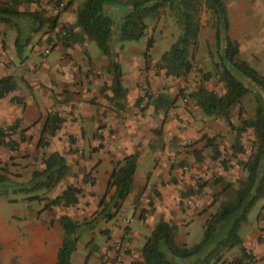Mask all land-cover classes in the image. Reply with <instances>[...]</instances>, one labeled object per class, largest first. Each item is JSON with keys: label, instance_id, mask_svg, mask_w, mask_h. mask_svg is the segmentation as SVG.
Wrapping results in <instances>:
<instances>
[{"label": "crops", "instance_id": "crops-1", "mask_svg": "<svg viewBox=\"0 0 264 264\" xmlns=\"http://www.w3.org/2000/svg\"><path fill=\"white\" fill-rule=\"evenodd\" d=\"M222 1L227 11L228 36L238 45V58L264 77V0ZM72 9L60 15V22L74 24L75 5ZM16 20L0 22V79L11 77L15 83V89L0 98V129L17 122L8 136L17 147L13 151L1 147L0 162L10 160L20 178L18 183L24 185L30 181L32 172L43 168V155L54 152L61 155L68 174L46 197L53 199L71 185L83 190L74 208L64 215L78 222L92 213L76 211L84 203L82 196L92 206L95 204L98 211V201L108 200L113 192L110 189L104 195L112 168L124 157L136 155L130 192L116 211L118 226L100 219V227L94 230L97 248L88 264H98L99 255L106 256L108 264L113 252L108 246L113 249L116 242L128 250L125 256L117 253L116 264H144L141 248L160 222L176 227V245L197 244L202 237L203 223L221 200L217 196L221 187L237 179L231 169L224 170L219 165L218 157H211L213 152L205 146L206 139H213L211 144L217 153L228 151L234 132L223 120L202 116L190 102L184 108L175 103L176 108L166 114L154 112L151 105L137 114L135 100L140 98L144 88L157 90L160 80L140 71L143 63L140 52L129 46L130 43L112 52L119 64L120 84L125 91L124 98L117 101L109 90L108 58L97 47L93 48V42L78 33L77 28L73 27L72 33H78L79 39L72 38L63 45L61 32L59 40L54 36V44L47 47L50 33H32L27 19V31H22ZM16 29L27 39L21 49V59L16 56L14 47ZM57 33L56 30L54 35ZM211 40L213 43V34ZM141 115H145L144 119ZM50 116L57 117L60 123L53 134H42ZM230 122L238 126L231 116ZM242 135L253 140L251 129ZM40 139L44 147L38 146ZM245 143L244 138L240 142L242 149H246ZM182 166L188 168V173L180 171ZM234 169L240 174L237 166ZM85 176L92 185L81 183ZM199 180L200 188L196 191L195 183ZM154 191V196L149 198ZM16 205L27 211L30 207L25 202ZM142 209H147L144 218H131ZM250 211L251 219L248 218ZM250 211L238 229V236L242 247L256 260L264 262V198ZM127 217L132 221L122 234L119 220ZM106 229L111 232L112 240L104 242L101 236ZM79 245L78 240L75 250Z\"/></svg>", "mask_w": 264, "mask_h": 264}, {"label": "trees", "instance_id": "trees-1", "mask_svg": "<svg viewBox=\"0 0 264 264\" xmlns=\"http://www.w3.org/2000/svg\"><path fill=\"white\" fill-rule=\"evenodd\" d=\"M13 4L16 0H10ZM202 1V8L208 13L213 34V47L218 63L215 72L218 80L223 84V93L217 95L202 87L194 89L185 97L192 103L204 117H214L223 120L226 126L234 132L231 145L232 155L242 153L240 138L247 129L252 130L253 140L250 142L248 158L238 165L243 174V180L233 184H223L218 197H221L217 208L203 223L201 240L191 247L178 246L174 241L176 227L171 223H157L141 248V258L144 264H264L256 260L242 247L238 236V229L246 221V216L253 205L264 198V77L238 58V45L228 36V18L225 4L222 0H83L76 8L73 27L87 40L92 41L100 53L108 58V73L111 86L109 87L113 99L120 101L125 96L122 89L121 70L115 61L110 42L115 35L116 41L134 43L144 38L145 20L158 15L161 8L177 13V22L180 34L159 59L161 68L167 78L179 80L185 78L192 70L191 55L195 51L199 33L198 8ZM120 8L121 17L118 24L112 16L107 14L109 8ZM24 18L29 21L32 33L40 32L47 27L46 33L53 32L57 26V15L43 17L38 11L18 12L13 7H0V22L9 23L10 20ZM14 47L16 56L21 59V49L27 42L21 31L15 30ZM72 38L79 39L71 29L62 35L63 45ZM121 48V46H120ZM151 48V39L145 44V51ZM15 89L11 77L0 79V98ZM147 90V89H146ZM252 93L254 111L250 118L240 121L238 126L230 122V111L242 101L244 96ZM141 99L135 100L138 105ZM187 100H183L187 102ZM175 98L157 94L152 97L150 105L154 112L161 111L166 114L174 108ZM60 120L55 116L46 119L41 130L43 134H53ZM17 122L4 129H0V148L15 150L17 144L8 136L16 128ZM159 135V132H156ZM21 140V136H20ZM213 139H206V147H210L215 155L216 149L211 144ZM39 147L45 144L38 142ZM136 155L124 157L112 168L107 181L104 195L113 190L106 202V207L117 211L131 189L132 175L134 173ZM42 169L31 173L30 181L24 185H10L0 176V196L7 194V187L11 193L50 192L68 174V167L64 158L58 153L43 155ZM82 184H93L82 178ZM203 186V185H202ZM235 186V187H234ZM200 186L196 185V191ZM81 191L78 188L67 186L61 193L50 199L42 208L49 209L55 206L70 207L77 203ZM227 193H230L227 197ZM215 196L214 198H216ZM26 201L41 200L37 195L25 198ZM114 211V213H115ZM143 213V211H142ZM62 237L56 250L52 264H71L76 244L81 233L86 229V223L76 222L67 216H60L56 220ZM96 251V249L94 248ZM235 250L234 255H226ZM87 254L85 261L87 260ZM12 264H15L12 261ZM85 264V263H84Z\"/></svg>", "mask_w": 264, "mask_h": 264}, {"label": "rangeland", "instance_id": "rangeland-1", "mask_svg": "<svg viewBox=\"0 0 264 264\" xmlns=\"http://www.w3.org/2000/svg\"><path fill=\"white\" fill-rule=\"evenodd\" d=\"M82 1L83 0H16V3L13 4L10 0H0V7H13L14 10H21L23 12H28L29 10L38 11L43 14L44 18L57 15V26L53 32H49L51 35L48 37L47 42V47H49L54 44V36H56V40L58 41V36L61 32L65 33L66 30H73V25L69 26L66 22H60V15L72 11L74 5L75 15L76 8L81 5ZM120 1L126 2L128 0ZM199 5L198 21L200 29L197 45L195 51L191 55L192 70L185 78L179 80L167 78L159 63L160 56L168 50L169 46L180 34L177 13L169 11L167 8H161L156 17L145 20L146 30L144 38L140 39L138 42L129 44V46L135 48L138 53L140 52L139 57L143 62L140 71L147 75L149 74L151 78H158L160 80V86L157 90L150 91L147 88L145 89L153 96L163 94L170 98H175L176 104H181L183 108L187 106V102H189L185 96L196 88L202 87L217 95L223 93V84L218 80L214 70L215 64H217L218 61L211 40L212 27L210 18L208 13L202 8V1H199ZM122 9L123 7L107 9V14L113 17L116 24L120 21ZM16 21L19 22L18 24H20L22 31H27L28 21L26 19L18 18ZM56 30L58 33L54 35ZM46 31L47 27H44L41 33ZM78 33L76 34L78 35ZM148 39H151V48L145 51V44ZM123 45H128V43L120 45L116 41L115 35L112 37L110 48L113 53L120 51ZM93 46V48H96L94 43ZM185 99L187 102H183ZM151 100L144 101L141 99L138 105H134L136 110H138L137 114H142L146 107L150 105ZM253 111L254 102L252 93H248L244 96L239 105L235 106L230 111V116L234 123L239 125L241 120L250 118V114H253ZM144 117L145 115H141V118L144 119ZM244 138L246 143L245 146H243L246 149H242V153L232 155V149L230 148L231 146H229L228 151L222 150L216 153L218 155L214 153L211 155L212 158H219V165L224 170L231 169V174H236V182L243 180V176H241L243 174L238 164L245 161L250 154L251 140L246 139V135H241L240 142H242ZM234 166L239 168L240 174L238 170L236 171V169H234ZM16 172L17 170L10 164V160L0 162V176L8 181L7 183H11V186L21 185L18 183L19 176ZM75 184L78 185V182H75ZM195 185L199 186L200 180L199 183L196 182ZM202 185L204 186V184ZM6 191L7 194L5 196H0V264H12V261H14L15 264H52L54 262L55 252L62 237V232L56 220L58 217L65 215L68 211L73 209L74 206H71L69 209L62 206H55L42 210L43 206L50 200V198L46 197L50 192L46 193L40 191L31 194H13L11 193L10 187H7ZM80 191L81 193L84 192L83 190ZM154 194L155 191L151 192L149 198H151L152 195L154 196ZM31 195H37L41 200L26 201L25 198ZM229 195L230 193H227V197H229ZM82 199L84 203L81 205V208H76V211L81 209L82 211L86 210L92 213L78 221L86 223V229L79 237L80 245L77 247V250H75L71 264H88V259L95 252L94 248H97V239L94 230L100 227L102 223L100 219H104L106 222L110 221L116 228L118 226V219L115 217L117 212L112 208L106 207L107 199L104 200V198H101L98 201V211L95 209V204L92 206L91 203L85 199L84 195ZM148 201L150 200L148 199ZM19 202L29 204V210L27 211L26 208L16 205ZM149 203L150 202H148V204ZM146 212L147 209L138 210L135 217L133 216L131 218L139 220L142 217L144 218V213ZM248 218H252L251 211L248 214ZM102 233V241L106 242L112 240L109 230L106 229ZM120 237L121 235L118 239ZM108 250L112 251L109 246ZM87 254L89 256L85 261V256ZM127 254L128 250H124L121 253L122 256ZM234 254V252H230L226 256L229 258ZM116 259H118L117 252H112L108 260L109 264H115L117 261ZM101 260L102 255L97 256L98 264H103ZM185 264H190V262L187 261Z\"/></svg>", "mask_w": 264, "mask_h": 264}, {"label": "built area", "instance_id": "built-area-1", "mask_svg": "<svg viewBox=\"0 0 264 264\" xmlns=\"http://www.w3.org/2000/svg\"><path fill=\"white\" fill-rule=\"evenodd\" d=\"M141 99L144 100V101H147V100H151L153 95L148 91L146 90L145 88L142 90L141 92ZM185 102V101H183ZM180 171L185 174V173H188V168L186 166H182L180 168ZM132 219L131 218H121L119 220V225L121 227V229L123 230L122 234L124 233L125 229H127L131 223ZM122 236V235H121ZM113 250V253L117 252V253H122L124 251L123 249V246L120 242H116V245L114 246V248L112 249ZM102 263L103 264H107V257L106 256H102ZM109 264V262H108ZM116 264V262H115Z\"/></svg>", "mask_w": 264, "mask_h": 264}]
</instances>
